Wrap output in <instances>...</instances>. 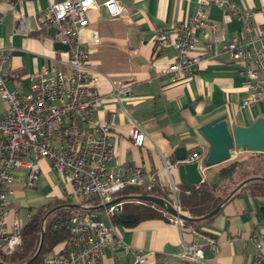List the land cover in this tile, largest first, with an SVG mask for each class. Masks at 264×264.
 Segmentation results:
<instances>
[{"label": "crops", "instance_id": "crops-1", "mask_svg": "<svg viewBox=\"0 0 264 264\" xmlns=\"http://www.w3.org/2000/svg\"><path fill=\"white\" fill-rule=\"evenodd\" d=\"M63 1L0 0V51L11 49V57L3 64L2 72L13 76L7 81L10 90L25 94L30 75L43 67L67 70L64 62L68 51L55 48L59 34L37 29V17ZM107 1L96 0V7L87 13L89 26L81 30L79 39L95 49L90 55L89 69L98 78L96 86L103 96V105L94 118L102 121L108 114H116L115 156L109 164L110 170L145 165L150 173H160L161 187L171 189L182 184L179 165L170 172L165 167L179 163L176 151L185 147L188 157L194 152L201 154L204 180L210 176L216 181L220 165H205L209 144L199 129L223 115L232 129L264 119V103L241 106L252 93L253 83L240 74V64L232 62L222 49L223 42L243 36V19L231 17L215 5L206 7L221 43L214 48L211 34L196 30L200 44L191 56L203 58L193 77L174 81L165 74V69L176 59V49L170 46L159 50L153 40L158 29H167L193 17L200 8V0H115L122 10L119 17L111 16L105 6ZM234 1L240 10L254 12L251 19L256 29L264 28V0ZM24 20H27V33L20 31ZM95 34L100 40L96 45ZM118 85L132 87V96L115 98L113 92ZM134 124L140 125L147 135L142 147L134 145L128 137ZM40 163L42 173L34 188L20 183L25 171L16 174L12 185L15 193L10 197V224L15 217L26 224L29 208H39L63 197L50 163L45 160ZM43 176L50 179V185L39 189L38 181ZM118 231L124 245L148 254L146 264H264V243L262 257L258 259L256 245L250 239L255 231H261L264 236V198L248 193L227 200L211 223L199 232L163 219L147 220L132 229L118 226ZM214 241L218 243L216 248L210 247ZM192 244L204 248L202 262L183 257L185 248ZM63 246L56 247L54 253ZM134 262L135 255L116 243L99 264Z\"/></svg>", "mask_w": 264, "mask_h": 264}, {"label": "built area", "instance_id": "built-area-1", "mask_svg": "<svg viewBox=\"0 0 264 264\" xmlns=\"http://www.w3.org/2000/svg\"><path fill=\"white\" fill-rule=\"evenodd\" d=\"M210 5L217 6L231 17L243 19V36L223 42L222 49L232 62L240 64V74L253 83L252 93L241 106L247 108L264 103V28L256 29L251 19L254 12L240 10L234 0H200L198 12L189 20L167 29H158L153 40L155 47L162 50L173 46L177 52L176 59L165 69V74L174 81L194 76L203 58L191 56L200 44L196 30L201 34H211V46L214 48L221 43L217 26L206 12V7ZM105 6L112 17L122 14L115 0H108ZM95 7L96 0H64L51 5L37 17L38 31L58 29L59 41L69 47L68 58L64 62L67 70L56 66L43 67L30 75L25 94L8 88V75L2 72V66L10 59L11 49L0 51L2 255H12L22 242V220L15 217L9 223L10 197L15 193L12 185L16 174L25 171L26 176L20 183L34 188L42 173L40 162L45 160L59 176L63 198L85 206L68 220L54 224L55 229L68 230L69 237L61 253L50 257L46 264H99L116 243L123 246L127 253L135 255V264H146L148 254L145 251L123 244L118 226L113 223V218L123 210V202H113L129 187L152 191L162 186V178L159 172L150 173L145 165L122 167L118 171L109 168L115 156L113 132L116 130V114H108L102 121L94 118L103 105V96L96 86L98 78L89 69L90 55L95 49L79 39L81 30L89 26L87 13ZM20 31L28 32L27 20L22 22ZM99 42L95 34L94 44ZM132 94L133 89L129 86H115L113 92L117 99L131 97ZM128 137L134 145L142 147L147 135L140 125L134 124ZM187 163H198L201 172L205 170L198 152L175 165H166L165 170L170 172ZM171 190L176 201H168L184 213L177 202L178 188L172 186ZM93 201H96L95 204L91 203ZM30 216L28 214V218ZM172 217L178 226L183 227L184 220ZM250 239L256 245L257 258L260 259L264 243L262 232L255 231ZM217 246L215 241L210 245L212 248ZM183 257L202 262L204 248L192 244L185 248Z\"/></svg>", "mask_w": 264, "mask_h": 264}, {"label": "trees", "instance_id": "trees-1", "mask_svg": "<svg viewBox=\"0 0 264 264\" xmlns=\"http://www.w3.org/2000/svg\"><path fill=\"white\" fill-rule=\"evenodd\" d=\"M7 77L10 80L13 76L8 74ZM249 179L255 180L238 189L242 183ZM262 179H264V153L245 152L235 160L221 164L218 168L216 181L208 176L203 183L197 186L178 185V203L183 211L191 215L190 220L184 221V227H191L197 232L201 231L202 227L211 223L215 217L214 215L204 219L205 216L225 201L238 198L242 194L248 193L258 198H264V181ZM142 195H153L171 202L175 200L173 191L161 186L152 191L129 187L119 194L120 197ZM72 202L71 200L56 198L39 208H29L28 212L31 216L22 227L21 245L10 256L0 254V263L46 264L50 257L60 254L61 250L57 253L54 251L59 245L65 244L69 232L65 228L55 229L54 224L66 221L81 211V209L77 210L65 206ZM57 207L60 208L57 209ZM155 219L174 221L171 215L153 203L126 200L123 201V210L113 218V223L132 229L144 221ZM43 224H45L44 230H42ZM42 238L43 244L38 254Z\"/></svg>", "mask_w": 264, "mask_h": 264}, {"label": "water", "instance_id": "water-1", "mask_svg": "<svg viewBox=\"0 0 264 264\" xmlns=\"http://www.w3.org/2000/svg\"><path fill=\"white\" fill-rule=\"evenodd\" d=\"M49 33L52 35L59 34V30L56 28H50ZM56 49L69 51V47L63 45L59 40L55 43ZM199 132L209 144V152L205 159V165L207 167H213L221 165L230 161L236 154L248 152L264 153V119L258 118L252 125L247 127L236 126L230 128L226 122V116H220L208 123L204 124ZM178 162L184 161L188 158V153L185 147H180L176 151ZM181 182L183 185H199L204 182V175L201 172L198 163H187L180 164L178 167ZM255 179H249L242 183L238 189L246 183L254 181ZM264 181V179H262ZM126 200H137L153 203L162 209L166 210L170 215L177 217L181 220H190L191 217L186 216L184 213L179 212L172 203L168 200L156 197L153 195H142V196H130L120 197L114 200L113 203H119ZM226 201L222 203L217 209L212 211L210 214L204 217L210 218L221 211ZM73 209H84L85 206L81 204H68L65 205ZM60 207H57L59 209ZM43 244V238L41 242V251ZM37 254V255H38ZM36 255V256H37ZM35 258V257H34ZM33 260V259H32ZM31 262V261H29ZM2 264V263H0Z\"/></svg>", "mask_w": 264, "mask_h": 264}, {"label": "rangeland", "instance_id": "rangeland-1", "mask_svg": "<svg viewBox=\"0 0 264 264\" xmlns=\"http://www.w3.org/2000/svg\"><path fill=\"white\" fill-rule=\"evenodd\" d=\"M10 86V88H12L13 86L12 85H9ZM238 156H234L230 161H233V160H235L236 158H237ZM230 161H228V162H230ZM227 163V162H226ZM55 172V171H54ZM56 173V172H55ZM56 175H57V173H56ZM58 178H59V176H57ZM60 184V183H59ZM49 186L50 185V179H48V177H46V176H43V178H41L39 181H38V185H37V187L39 188V189H42L44 186ZM60 187H61V189H63V187L61 186V185H59ZM62 199H63V197H62ZM92 204H95V202L93 201V202H91ZM21 214H25V212H23V211H21ZM25 220H26V218H25Z\"/></svg>", "mask_w": 264, "mask_h": 264}]
</instances>
